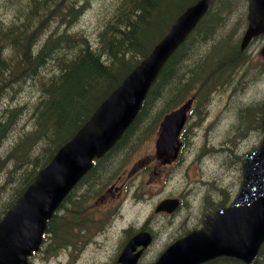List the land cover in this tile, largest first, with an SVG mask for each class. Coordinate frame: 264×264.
I'll list each match as a JSON object with an SVG mask.
<instances>
[{"label": "trees", "instance_id": "16d2710c", "mask_svg": "<svg viewBox=\"0 0 264 264\" xmlns=\"http://www.w3.org/2000/svg\"><path fill=\"white\" fill-rule=\"evenodd\" d=\"M55 1L52 5H49L51 0L17 3L24 5L28 21L33 22L30 33L28 28H24L28 22L15 21L14 15L7 20L0 18V89L5 82L9 87L6 98L14 102L23 85L31 83L34 86L24 106L0 109V190L5 191L4 196L0 191V210L3 212L33 181L38 169L50 161L59 146L75 133L97 105L148 53L178 14L196 0H121L116 11L109 14L112 17L107 24L100 21L102 25L96 32L94 46L90 43L89 33L80 31L78 35L73 33L74 37L66 34L50 36L33 53L32 46L40 31L38 28L47 18L46 6L59 5L64 1L71 5L75 0ZM78 7L75 5L76 10L71 7L70 23L74 24V18L82 12L83 6L80 10ZM244 7V0L210 1L206 14L165 63L136 118L114 147H137L155 131L164 113L189 97L204 99L226 77L228 81L241 53L235 35L240 24L245 22ZM235 15L237 20L229 26ZM3 44L18 57L16 69L19 73L14 79L12 74L15 71L12 70L1 86L2 73L9 66L8 59L3 56ZM74 45L78 51L71 58L62 52V49ZM47 58L56 69L48 77L39 76V69ZM6 98L0 100V108ZM25 112L29 115L27 125L3 150L4 138ZM123 138L128 142L129 138V144H121ZM96 160L87 174L89 177L86 175L88 181H92L91 174L102 176L110 168L108 162L99 167L98 163L102 161ZM202 264L246 263L219 257ZM248 264H264V243Z\"/></svg>", "mask_w": 264, "mask_h": 264}, {"label": "water", "instance_id": "95a60500", "mask_svg": "<svg viewBox=\"0 0 264 264\" xmlns=\"http://www.w3.org/2000/svg\"><path fill=\"white\" fill-rule=\"evenodd\" d=\"M247 1L248 26L240 42L241 49L252 37L264 32V0ZM208 2L198 0L187 7L151 51L39 170L34 182L0 221V264L26 263V256L40 242L46 219L90 168L92 159L106 152L132 122L160 69L205 13ZM261 51L264 53V46ZM188 105L189 102L164 116L157 140L160 154L176 155L177 136ZM242 162L244 179L232 204L218 209L212 220L206 222L204 231L171 244L153 264H199L221 255L246 263L254 258L264 241V138ZM148 238L145 233L135 235L123 249L119 262L135 264L140 252L129 254L140 242L145 245Z\"/></svg>", "mask_w": 264, "mask_h": 264}, {"label": "rangeland", "instance_id": "374dc122", "mask_svg": "<svg viewBox=\"0 0 264 264\" xmlns=\"http://www.w3.org/2000/svg\"><path fill=\"white\" fill-rule=\"evenodd\" d=\"M21 1L27 2V0H0V18L9 19L13 15L15 21L29 23L27 27L29 33L33 31V22L28 21V13L23 4L18 5ZM61 0H58V3ZM69 2V0H67ZM114 0H75L71 3L76 10L75 5L80 8L83 6L82 12L79 16L74 18V24L69 22L72 13L71 5L64 1V3L53 6H46L47 11L46 21L38 28L39 33L36 37L34 45L32 46L33 53L39 50L40 45L50 37H58L60 34H66L74 37L80 33V31L88 32L90 37V43L94 46L96 32L101 28L102 23L107 24L111 19L109 15L112 10L115 12L118 4L121 0H116L112 9L111 3ZM55 0H51L49 5H52ZM55 7V8H54ZM54 8V9H51ZM246 11V8L244 9ZM50 17V18H49ZM49 19V21L47 20ZM236 15L231 19L229 26L236 21ZM19 23V22H18ZM20 24V23H19ZM241 27V24H240ZM264 40L255 41L248 49L250 60H254L252 64L259 62L258 59H254L255 52L259 51L260 46ZM4 53L3 56L8 59V70L2 73L1 86L6 79L10 76V72L13 70L15 73L14 79L18 77L19 71L16 69L18 57L16 54L8 49L3 44ZM98 50V49H97ZM96 50V51H97ZM78 51L76 45L73 47H67L62 49V52L66 56L74 55ZM50 58L46 59V62L39 69V76L48 77L51 75L56 67L50 62ZM14 62V63H13ZM16 65V66H15ZM58 67V66H57ZM258 74V75H257ZM254 70L248 71L246 75L242 76V80L235 91H226L217 93L213 98V103L208 106V113L204 114L202 120L206 121L201 126L200 130H195L194 135H191L195 126H191L185 133V147L182 151V158L179 162L173 163V165L162 166L156 159L154 153L155 136L144 144L143 149L133 157V165L136 167V174L131 181V186H135L142 192L144 197L138 201L127 200L122 208V223H130L135 228L140 227L145 215L149 211V206L158 201L166 194L176 192L179 187L175 186L177 183L186 185L187 183L201 182L206 180L210 182L215 188V199L218 200L217 190L219 186L224 187L226 196L231 195V198L237 193L240 180V163L239 158L242 154L250 150L252 147L258 144L259 134L253 126H248L249 116L250 121H253V116L256 111L261 108L264 103V71L257 72ZM34 81H37L35 78ZM31 83L22 86V92L20 96L14 102H11L9 98H6L9 92V87L5 84L0 89V100L2 101V107L6 108L13 105L24 106V103H28L30 95L34 89ZM259 102L258 105L252 108L250 111L248 108L242 110L244 119L241 124V118L239 116L240 109L246 107L251 103ZM209 115V116H208ZM29 121V115L25 112L16 126L10 131V133L4 138L3 150H6L10 144L14 141V138L19 131L24 128ZM241 127H240V124ZM245 130L241 133L238 130ZM247 128V129H246ZM157 129L154 132L156 135ZM206 133L205 135H203ZM241 133V134H239ZM205 144L209 149L201 153V147ZM214 146V148H209ZM199 155V156H198ZM212 155V156H210ZM219 165L222 168H218ZM172 166V167H171ZM216 168L222 173V180H219L211 175L217 173ZM1 183V179H0ZM204 183V182H203ZM1 191V190H0ZM113 194H115L113 192ZM5 195V191H1V196ZM119 205V201L110 199V202L106 210L100 208V210H94V217L100 218L104 224L101 228L99 235L92 234L86 242V246L82 252V258L73 264H107L108 256L114 249V242H117L118 234L116 228L108 227L105 217H109ZM179 219L176 217L173 219L174 226L166 225V218L159 216L151 217V228L159 231V239H167V236L173 231L178 223ZM98 237V245L91 243V238ZM47 239H45L46 241ZM49 247L48 241L44 244V247ZM39 251L31 260V264H68L66 259L65 250L62 247L57 248L56 252L50 249ZM97 247V248H96ZM100 247V248H98ZM161 244L152 247L148 253L147 258L143 261L145 264L148 260L154 259L159 253ZM55 254V255H54ZM46 258V259H44Z\"/></svg>", "mask_w": 264, "mask_h": 264}, {"label": "flooded vegetation", "instance_id": "af4514ba", "mask_svg": "<svg viewBox=\"0 0 264 264\" xmlns=\"http://www.w3.org/2000/svg\"><path fill=\"white\" fill-rule=\"evenodd\" d=\"M136 171L135 169H131L128 171V173L121 174L119 178L121 179V186L117 188V191L115 194L110 196H101L95 203L96 205L104 210H106L110 199L113 198L115 201H119V205L117 209L110 214V216L106 219V222L108 223V227L110 228H116V225L119 227L117 229L118 239L117 242H114V249L112 253L108 256L107 264H118L117 258L119 255L120 250L122 249L125 242L130 239L131 236H133L135 233L139 231H148L151 235V242L150 244L144 246L145 248L141 247H135L134 251H138L141 249L142 254L137 260L138 264L143 263V261L147 258L148 253L152 249L153 246L161 244L160 249L158 252H162L167 248L169 244H171L176 239L186 235L190 231L194 229H200L203 224L204 218L209 215L211 216L213 212L216 210L217 205H220V203H217L215 199V189L211 188L207 191L199 190L198 187L195 189L194 187L191 188L190 185H182L176 192L175 195L170 193L167 195H164L162 198H160L158 201L153 202L149 206V211L145 215L142 223L139 225L140 227L135 228L130 223H122V208L124 203L127 200L130 201H138L144 197L142 192L138 190L134 185L131 186V181L133 177L135 176ZM222 190H217V195L220 197L222 195ZM167 197H176L178 200V206L177 208L170 213L166 212H154V207L157 202L160 200L167 198ZM222 205V204H221ZM217 206V207H216ZM159 216V217H165L166 218V225L174 226V223L172 222L173 219L176 217L179 219L178 223L176 224V227L173 229V231L167 236V239H159V231H157L154 228H151V217L152 216ZM103 227V226H102ZM100 226L95 227L96 233H93L91 231V234H97L99 235V232H101ZM78 235V236H76ZM76 236V237H75ZM88 239L87 234H83V232L80 233H72V231H69L68 234V240L66 246L70 249V252L66 250V259L68 264H73L80 260L82 258V252L86 246V242ZM98 237L91 238L90 242L98 245ZM97 248V247H96ZM100 248V247H98ZM153 261V259L148 260L145 264H150Z\"/></svg>", "mask_w": 264, "mask_h": 264}, {"label": "bare ground", "instance_id": "6f19581e", "mask_svg": "<svg viewBox=\"0 0 264 264\" xmlns=\"http://www.w3.org/2000/svg\"><path fill=\"white\" fill-rule=\"evenodd\" d=\"M133 41H134V40H133ZM157 41H158V40H157ZM157 41H156V42H157ZM186 42H187V41H186ZM188 42H189V41H188ZM152 46H153V45H152ZM135 47H136V46H135ZM68 57H70V58H71V55H70V56H68ZM182 59H183V57H182ZM178 65H179V64H178ZM162 68H163V67H162ZM201 182H202V181H201Z\"/></svg>", "mask_w": 264, "mask_h": 264}]
</instances>
